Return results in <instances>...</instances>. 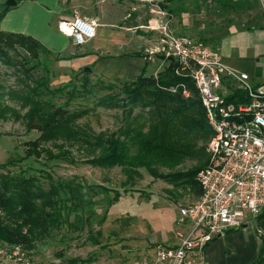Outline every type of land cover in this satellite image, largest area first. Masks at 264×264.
Returning a JSON list of instances; mask_svg holds the SVG:
<instances>
[{"label": "rangeland", "instance_id": "374dc122", "mask_svg": "<svg viewBox=\"0 0 264 264\" xmlns=\"http://www.w3.org/2000/svg\"><path fill=\"white\" fill-rule=\"evenodd\" d=\"M162 1L127 0L139 7L136 11H140V19L134 24L142 27L132 34V42L142 48L150 50L159 46L158 36L145 27L151 16L148 11ZM234 1L238 3L236 10L227 12L215 6L197 8L190 2H184L183 8L177 10L179 6L174 4V13L166 17L169 29L175 35L216 46L229 28L244 29L259 19L256 0ZM126 12H130V7ZM18 54L8 53L10 65L0 59V86L4 92L21 89L24 75L17 63H26L23 65L26 68L34 67L33 77H43L50 90H59L45 96V100L64 107L67 104L71 112L91 111L77 125L88 126L96 134L115 132L121 127L122 109L106 110L97 108L96 104L104 98L120 100L123 96L119 91L125 81L73 71L64 56L41 54L34 61L22 51ZM154 61L156 74L168 65L161 55L154 56ZM83 74L88 77L86 83ZM8 105L19 109L14 103ZM19 113L22 116L25 112ZM38 136L35 131H26L23 120L0 121V174L17 175L25 171L44 191L51 184H60L64 186L62 197L70 201L64 206L62 213L67 215L59 219L60 224L51 228L50 236L30 251L33 264H68L71 259H78L76 264H139L153 255L156 245L173 243L172 238L180 230L178 202L192 201L196 196L193 191L154 180L145 170H139L133 183H125L126 176L120 168L99 169L85 164L89 158L87 152L78 147L70 150L72 162L48 161L44 154L25 158L26 144ZM194 165V161L186 160L177 171H186ZM116 194L119 195L115 199ZM244 226L228 240L220 239L212 246L209 253L214 264H244L247 260L248 264L257 258L260 243L256 220H246ZM187 228L185 225L181 230L185 232Z\"/></svg>", "mask_w": 264, "mask_h": 264}, {"label": "trees", "instance_id": "16d2710c", "mask_svg": "<svg viewBox=\"0 0 264 264\" xmlns=\"http://www.w3.org/2000/svg\"><path fill=\"white\" fill-rule=\"evenodd\" d=\"M184 2L197 8L215 6L225 12L236 10L238 5L234 0H163L157 5L168 15L174 13V4L181 10ZM9 9L5 4L0 5V21ZM19 51L34 61H38L41 54H52L29 36L0 31L3 63L10 65L8 53L19 55ZM24 64L17 63L24 75V81H20L21 89L6 93L0 86V121L23 120L27 132L35 131L39 135L35 141L26 144L25 158L44 154L48 161L72 162L70 150L78 147L87 152L89 158L85 164L99 169L120 168L126 176L125 183H133L139 170H145L154 180L176 189L193 191L199 196L196 176L209 162L207 145L213 133L193 83L188 78L176 76L174 62L168 63L156 77L145 76L143 70L134 81L124 82L119 91L123 96L120 100L100 99L97 108L122 109L124 117L117 131L99 134L88 126L77 125L90 110L71 112L66 108L67 104L64 107L45 100V96L59 93V90H50L43 77H33L34 67L26 68ZM87 80L83 74L84 83ZM179 85H184L190 92L188 98L170 92ZM19 112L25 113L21 116ZM186 160L194 161L195 165L186 171H177ZM161 170H167V173ZM24 172L0 174V242L19 247L30 257V251L48 238L51 228L57 227L59 219L67 215L62 212L70 201L62 197L64 186L51 184L44 191L35 178L27 177ZM256 224L260 244L257 258L249 264H264V217L258 216ZM236 232L231 231L226 237ZM77 261L71 259L68 264Z\"/></svg>", "mask_w": 264, "mask_h": 264}, {"label": "built area", "instance_id": "2783aa9c", "mask_svg": "<svg viewBox=\"0 0 264 264\" xmlns=\"http://www.w3.org/2000/svg\"><path fill=\"white\" fill-rule=\"evenodd\" d=\"M152 11L145 28L160 42L145 51L144 61L152 63L161 55L176 64V76L190 79L213 135L207 145L209 162L196 176L200 194L178 205L180 230L173 243L156 245L153 255L139 264H209L207 247L246 227V220H256L264 207V82L254 85L247 74L227 67L218 46L174 35L157 4ZM58 28L75 45L95 37V29L84 21H62ZM170 92L190 96L184 85ZM0 264L33 263L21 248L0 242Z\"/></svg>", "mask_w": 264, "mask_h": 264}, {"label": "crops", "instance_id": "0c3cea01", "mask_svg": "<svg viewBox=\"0 0 264 264\" xmlns=\"http://www.w3.org/2000/svg\"><path fill=\"white\" fill-rule=\"evenodd\" d=\"M7 1L0 0V5ZM256 2L259 12L257 23L250 25L251 28H229L216 45L223 63L247 74L254 85L264 82V0ZM128 7L130 12L125 13ZM136 8L127 0H26L15 2L10 7L0 21V31L35 39L52 54L64 56L73 71L85 72V69H89L96 77L131 82L143 70L145 76H152L156 72L153 64L156 61L151 65L144 61L148 49L132 42V34L142 27L134 24L136 19H140V11H136L139 7ZM148 12L150 20L155 11L151 9ZM75 20L92 26L95 37L83 45H75L71 37L59 31L60 22ZM192 201L183 200L178 205ZM217 242L205 250L209 264H214L209 252Z\"/></svg>", "mask_w": 264, "mask_h": 264}, {"label": "water", "instance_id": "95a60500", "mask_svg": "<svg viewBox=\"0 0 264 264\" xmlns=\"http://www.w3.org/2000/svg\"><path fill=\"white\" fill-rule=\"evenodd\" d=\"M7 7H11V6H14L15 5V1L14 0H8L5 4ZM85 73L86 74H89L90 73V70L89 69H85ZM260 218L264 217V207L262 209V212L261 214L259 215ZM245 227H243L244 229Z\"/></svg>", "mask_w": 264, "mask_h": 264}, {"label": "clouds", "instance_id": "9594fccd", "mask_svg": "<svg viewBox=\"0 0 264 264\" xmlns=\"http://www.w3.org/2000/svg\"><path fill=\"white\" fill-rule=\"evenodd\" d=\"M94 23V22H93ZM88 35H94V32H92V31H89V33H88Z\"/></svg>", "mask_w": 264, "mask_h": 264}]
</instances>
